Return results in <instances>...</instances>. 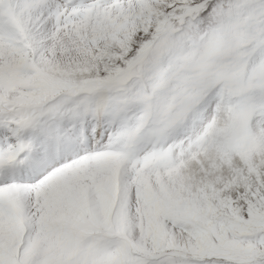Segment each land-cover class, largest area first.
I'll use <instances>...</instances> for the list:
<instances>
[{
    "label": "snow or ice",
    "instance_id": "obj_1",
    "mask_svg": "<svg viewBox=\"0 0 264 264\" xmlns=\"http://www.w3.org/2000/svg\"><path fill=\"white\" fill-rule=\"evenodd\" d=\"M0 264H264V0H0Z\"/></svg>",
    "mask_w": 264,
    "mask_h": 264
}]
</instances>
